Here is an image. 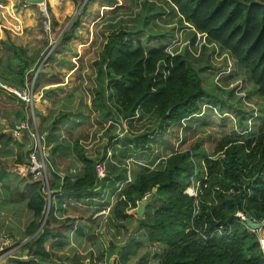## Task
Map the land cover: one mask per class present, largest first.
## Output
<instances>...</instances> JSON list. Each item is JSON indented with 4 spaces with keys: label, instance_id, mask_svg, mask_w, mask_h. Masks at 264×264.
<instances>
[{
    "label": "trees",
    "instance_id": "16d2710c",
    "mask_svg": "<svg viewBox=\"0 0 264 264\" xmlns=\"http://www.w3.org/2000/svg\"><path fill=\"white\" fill-rule=\"evenodd\" d=\"M167 1L186 24L228 51L238 66L249 73L264 104V0ZM50 18L51 27H54L56 20L51 12ZM76 19L72 27L78 23ZM15 20L18 23L15 28L21 29L22 22L17 17ZM71 28L63 32L47 60L52 59L54 52L67 40L75 37ZM10 45L14 55L5 67V82L16 89L26 87L34 72L23 49ZM100 53L96 68L100 79H109L106 88L110 86L111 91L107 96L104 87L92 90L88 114H96L99 120L132 122L136 115H150L163 129L178 128L198 114L202 103L212 97L202 86L199 72L185 56L171 54L166 47L146 51L140 41L128 38V33L121 30L107 36ZM37 76L40 78L42 73L38 71ZM33 98V112L40 117V104ZM78 98L77 105L84 100L80 94ZM23 104L31 108L28 103ZM79 107L84 108L80 105L73 112H61L44 136L47 143L56 141L48 156L54 169L55 156L60 150L68 153L73 163L77 162L81 167L73 182L65 177L61 184L60 176L53 173L54 181L58 183L54 185L61 186L59 195L88 196L110 182L118 194L114 218L135 217L136 229L143 231L148 244L156 245V264H264L260 244V239L264 242V122L255 138L240 140L225 136L216 143L214 152L205 155L200 162L197 158L202 153L198 150L203 149L198 145L191 150H172L161 169L136 170L131 181L120 188L126 169L116 168V164L108 161L105 164L107 174L100 178L99 157L88 155L80 139L73 138L71 147L56 140L65 120H87L84 109ZM149 138V134L143 132L129 141L135 146H144ZM8 141H11L9 135L0 132V143ZM103 154L105 156V149ZM109 174L114 177L112 181L108 180ZM195 183H198L196 196L186 194L185 188ZM33 184L27 207L33 212L34 220L26 227L27 236H32L42 223L46 205L41 182ZM145 195H148V204L143 216L138 218L136 212L129 210L136 208ZM237 211L261 223V230L248 231L235 216ZM49 216L41 232L24 245L22 253L8 258L4 264H71L54 262L46 255L45 244L55 229ZM219 227L220 232L216 231ZM60 237L54 236L62 242ZM90 264H93L92 258Z\"/></svg>",
    "mask_w": 264,
    "mask_h": 264
},
{
    "label": "rangeland",
    "instance_id": "374dc122",
    "mask_svg": "<svg viewBox=\"0 0 264 264\" xmlns=\"http://www.w3.org/2000/svg\"><path fill=\"white\" fill-rule=\"evenodd\" d=\"M2 1L9 0H0V2L5 5L1 8L13 19L8 26L6 25L10 32L15 33V26L12 24L18 25L16 17L22 22V30H15L17 33L14 41L23 45L20 48L23 49L24 56L29 59V67L34 72L32 79L26 82V87L30 89L37 102L36 94L39 89L42 91L45 85L52 83L54 85L50 88L54 91L55 84H59L62 86L58 85L57 89L62 98L67 99L65 97L70 96V104L75 107L84 106L79 108L84 109L87 120L83 125L77 126L81 131L79 137L88 155L99 157L97 167H101L102 170L105 169L106 162L112 159L113 165L117 164L116 168L120 169H126L124 165L126 159L129 162L133 159L147 164L146 166L156 162L149 165H155L156 169L162 162L159 165L161 169L166 155L172 151V148L176 149L175 151H184L191 150L194 145L203 149V151L198 150L202 153V156L197 158L200 162L205 155L214 152L216 143L225 136L231 135L240 140L253 139L264 122V104L257 88L251 82L249 73L238 66L228 51L186 24L177 9L167 0H79L78 2L45 0L44 3L37 4L15 0L11 1L13 2L11 14L6 9L9 6ZM44 6L45 11L41 9ZM50 12L56 20L54 27H51ZM27 18H30L32 23L27 22ZM75 19L78 23L72 27ZM70 28L75 37L67 40L62 51H55L53 58L47 60L49 56L47 53L53 51L63 31ZM121 30L128 33V38L140 41L146 51L166 47L171 54L184 55L199 72L202 86L212 97H208L209 101L202 103L198 114L186 120L182 127H178L182 129L176 130L174 126L163 129L150 115L142 117L136 115L134 121L126 122L123 119L99 120L96 114H88L89 111L91 112L92 90L104 87L103 91L106 95L111 91L110 86L106 88L109 79L99 78L95 63L100 61V52L107 36ZM38 71L42 73L40 78L36 74ZM0 74H3V69ZM2 81H6V77L2 79L0 76V82ZM2 87H8L6 82L2 83ZM8 88L11 91L16 89ZM23 89L24 87L18 86L17 91ZM13 94L19 98L15 93ZM78 94L84 99L79 105H77ZM57 96L60 95H55L51 99L43 97L46 100L43 102L52 106V101ZM111 100L114 106L113 99ZM41 105L44 104L41 102L39 106ZM22 108L28 115L27 119H31L34 113L32 109L25 106ZM32 123L34 128H39V137L44 135L43 132H47L44 128L48 127H44L39 116L35 115ZM244 128H251V131L241 134ZM29 130H22L20 135L15 133V138L20 137V143L29 144L26 159H29L28 151L34 141L31 133L37 134L31 126ZM24 132L26 133L23 134ZM143 132L150 136L147 144L135 146L134 143L129 142ZM44 143L45 137H43V146ZM45 155L48 158L47 152ZM60 160V166L65 167L67 164L65 159ZM128 169L129 166L127 171ZM49 173L51 170L47 172V177ZM197 188L198 183H195L186 187L184 192L190 194L196 192ZM47 203L46 199L44 215L49 207Z\"/></svg>",
    "mask_w": 264,
    "mask_h": 264
},
{
    "label": "crops",
    "instance_id": "0c3cea01",
    "mask_svg": "<svg viewBox=\"0 0 264 264\" xmlns=\"http://www.w3.org/2000/svg\"><path fill=\"white\" fill-rule=\"evenodd\" d=\"M11 1L15 0L2 1L6 6H9L6 7L9 12L13 9L11 6L13 2ZM2 5L0 2V72L2 73L3 69L2 75L4 76L1 74L0 76L5 79V67L8 65L9 58L14 55L10 44L19 47H23V45L14 41L15 33H17L15 30L22 29L15 28V33H12L6 27L13 19L1 8ZM26 21L32 23L30 18H27ZM12 26L16 27L17 25L12 24ZM62 49L63 47L59 51H62ZM2 83H5V81L0 82V132L8 134L11 141L0 143V264H4L8 258L13 257L15 254L22 253L24 245L41 232L44 221L49 215L52 228L55 229L51 231L50 239L45 244V252L47 257L49 256L54 262L90 264L92 258L93 264H156V245L148 244L143 231L136 229L135 217L130 216L123 220L114 218L113 210L118 194L116 190L113 191L110 182H106L97 193L88 196L59 195L61 186L56 187L54 185H58V183L54 181L53 173L60 176L62 184L65 177H68L72 182L75 181L81 170L80 164L73 163L72 157L68 153L61 152V150L55 156L56 169L50 164L48 158L46 161L47 172L51 170L49 185L53 186V189H50L53 201L36 232L32 236L25 234L26 227L34 220L33 212L28 209L27 202L33 194V183L39 180L26 172V154L29 144L20 143V137L15 138L19 124L25 121L27 117L25 110L22 108L24 102L9 90L8 83H6L7 88H3ZM48 85H45L42 91L39 89L36 94L37 103L41 104L42 102L44 104L39 109L44 127H49L59 112H73L75 108L74 105L69 103L70 96L65 97L68 100L62 98L63 96L57 89L59 84H55L54 91L50 88L54 84L50 83ZM55 95L60 96L52 101V106L44 103L46 100L43 97L51 99ZM84 122L73 119L65 120L56 134V140L62 142L65 147H71V140L73 139L71 136H75L74 138L80 139L82 143L79 137L81 131L77 126L83 125ZM30 126L33 128V125L30 124ZM45 129L48 130L49 128ZM180 129L182 128H176V130ZM243 130H247V128ZM44 144V151L49 156V149L56 144V141L49 143L45 141ZM53 155L55 154L53 153ZM60 159H65V162H67L65 167L60 166ZM108 161L113 162V159ZM132 161L129 162L126 159L124 164L126 166V177L123 178L120 188L131 181L133 172L156 163L151 162L146 166L147 164L136 162L133 159ZM127 166H129L128 171ZM65 171H67L66 174L62 173ZM105 174H107L106 169L103 170V176L100 178H103ZM108 178L112 181L114 177L109 174ZM137 209L138 206L134 209L130 208L129 211L136 212ZM56 235L61 236L62 242L54 238ZM23 253L25 254V252Z\"/></svg>",
    "mask_w": 264,
    "mask_h": 264
},
{
    "label": "built area",
    "instance_id": "2783aa9c",
    "mask_svg": "<svg viewBox=\"0 0 264 264\" xmlns=\"http://www.w3.org/2000/svg\"><path fill=\"white\" fill-rule=\"evenodd\" d=\"M37 74V73H36ZM7 88V87H5ZM10 89V88H9ZM13 93H15L22 101L26 102V103H30V107L32 109L33 112V108H32V103H33V96L30 92V89L27 87H24V89L22 91H17V89L12 90ZM34 116L35 114L33 113L32 118L28 119L26 121H23L19 124L18 126V130H17V134L20 135L21 131L24 129H29L28 127L31 125H33L32 122H34ZM34 131L37 133L36 135L31 133V136L33 137V143L30 146V149L28 151V155H29V159L27 162V170L26 172L28 174H31V176H33L36 180H39L43 186V190L44 193L46 195V199L48 200L47 205L51 204V202L53 201V198L51 196V190H50V185H49V177L46 176L47 174V155H45L44 152V148H43V137L45 135V133H43L44 135L42 137H39L38 132H39V128H34ZM251 128H247V130H243V132L241 134H245L247 133ZM150 169H154L155 165L153 166H148ZM98 176L101 177L103 176V170L101 167H98ZM197 190L196 192L193 191L192 193L188 194L190 196H196ZM148 195H145L143 200H145L147 198ZM139 203V202H138ZM235 216L238 218V220L247 228L248 231L250 232H256L252 229H250L247 225L246 220H252L254 222H257L255 220H253L250 216L245 215L244 213H242L241 211H237L235 213ZM259 223V222H257ZM216 231L220 232L221 228H217ZM258 232V231H257ZM205 237V236H203ZM260 244H261V250L264 256V242L262 239H260Z\"/></svg>",
    "mask_w": 264,
    "mask_h": 264
},
{
    "label": "water",
    "instance_id": "95a60500",
    "mask_svg": "<svg viewBox=\"0 0 264 264\" xmlns=\"http://www.w3.org/2000/svg\"><path fill=\"white\" fill-rule=\"evenodd\" d=\"M26 2L37 4V3H44L45 0H26ZM41 9H43V8H41ZM44 11H45V6H44ZM47 55H49V52L47 53ZM26 161L28 162L27 159H26ZM147 204H148V200H146V199L142 200L138 203V209L136 211V215L138 218L143 216L144 211H145V207ZM246 222H247V225L250 229H252L254 231H260L261 230L262 225L260 223L254 222L252 220H246Z\"/></svg>",
    "mask_w": 264,
    "mask_h": 264
},
{
    "label": "bare ground",
    "instance_id": "6f19581e",
    "mask_svg": "<svg viewBox=\"0 0 264 264\" xmlns=\"http://www.w3.org/2000/svg\"><path fill=\"white\" fill-rule=\"evenodd\" d=\"M28 3H30V2H28ZM41 6L43 7V4H41ZM44 9V8H43Z\"/></svg>",
    "mask_w": 264,
    "mask_h": 264
},
{
    "label": "clouds",
    "instance_id": "9594fccd",
    "mask_svg": "<svg viewBox=\"0 0 264 264\" xmlns=\"http://www.w3.org/2000/svg\"><path fill=\"white\" fill-rule=\"evenodd\" d=\"M261 224V223H260Z\"/></svg>",
    "mask_w": 264,
    "mask_h": 264
}]
</instances>
